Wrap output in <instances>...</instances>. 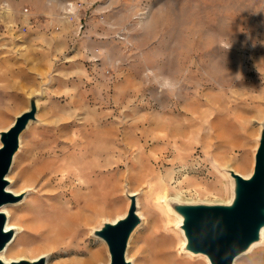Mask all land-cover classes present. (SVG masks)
I'll return each instance as SVG.
<instances>
[{
  "label": "rangeland",
  "instance_id": "rangeland-1",
  "mask_svg": "<svg viewBox=\"0 0 264 264\" xmlns=\"http://www.w3.org/2000/svg\"><path fill=\"white\" fill-rule=\"evenodd\" d=\"M69 4L76 12L67 17ZM165 77L177 83L174 92L162 88ZM30 99L35 120L20 136L7 189L21 183L42 142L59 159L86 153L90 166L72 163L63 174L82 194L94 184L87 237L126 214L127 193L136 192L142 217L127 260L144 264L141 249L154 243L161 259L197 264L195 255L176 257L183 234L166 204L176 196L227 203V169L253 171L264 124V0H0V131ZM92 145L109 153L91 154ZM14 194L16 221L37 192ZM92 244L97 264H108L104 241ZM240 255L233 264L264 261V245Z\"/></svg>",
  "mask_w": 264,
  "mask_h": 264
},
{
  "label": "water",
  "instance_id": "water-1",
  "mask_svg": "<svg viewBox=\"0 0 264 264\" xmlns=\"http://www.w3.org/2000/svg\"><path fill=\"white\" fill-rule=\"evenodd\" d=\"M36 106L18 114L13 123L0 131V208L17 202L19 196L7 189V174L19 150L20 136L30 121L35 120ZM232 183V196L227 203H184L173 200L172 212L181 217L179 228L185 237L183 249L203 254L210 264H233L235 258L261 239L264 228V124L254 155V167L248 177L227 169ZM130 205L126 214L114 222L105 221L94 229L93 235L102 239L109 254L108 264H131L126 258L128 241L141 223L135 194L127 193ZM7 216L0 210V251L13 237L6 230ZM0 264H45V257L36 260L21 258Z\"/></svg>",
  "mask_w": 264,
  "mask_h": 264
},
{
  "label": "bare ground",
  "instance_id": "bare-ground-1",
  "mask_svg": "<svg viewBox=\"0 0 264 264\" xmlns=\"http://www.w3.org/2000/svg\"><path fill=\"white\" fill-rule=\"evenodd\" d=\"M75 12L74 5L69 4L65 14L68 17L73 16ZM46 144L47 142L39 144V149L29 158L28 164L18 175L20 180H22L21 183L18 184L17 181H13L12 185L16 187L14 189L8 188L14 193L24 189H34L37 194L32 197L29 205L25 208V213L21 214L16 221L13 219L12 210L8 208L10 205L0 208L7 216L6 230H17L14 238L0 251V259L9 262L23 258L21 254H27L24 255L25 258L30 260L45 257V264H97L101 259V253L99 249L93 248L92 240L101 242L102 240L98 237H96L97 239H90L87 237L84 228L93 218L94 184H92L93 186L87 185V194H82L80 190L84 188L83 185L74 183L68 175L64 178L63 174L65 171H69V165L72 163H79L84 167V165L90 166L92 162L86 161V153L80 154L79 157L71 156L72 159H66L65 156H63V159H59L56 154L51 155V151L46 148ZM100 151L101 154L109 153L107 148H101L98 145H92L90 148L91 154ZM52 152L55 153V150ZM150 174L152 175V172ZM58 175L61 176L59 177ZM78 177H81V170L78 171ZM158 180H160V176H158ZM86 183H90V181ZM164 189L161 185L163 193L160 198L167 203ZM39 191L40 194L38 193ZM135 193L131 192L130 194ZM178 197L169 199L178 200ZM230 199L231 196L228 201ZM168 205L167 203L166 206ZM171 213L175 216L174 222L180 225L181 217L175 212ZM138 214L140 215L139 211ZM124 215L125 212H118L111 222ZM140 217L142 216L140 215ZM139 229V233L142 234L148 229V225ZM19 234H21L23 239L18 237ZM180 245L181 247L178 248L176 257L181 255L193 257V253L182 249L185 245L184 236L180 239ZM263 245L264 228L261 231L260 241L253 243L237 259L251 253L256 247ZM154 247L155 244L153 243L141 249L147 253L139 257L140 262L144 264H172L173 260L169 256L165 255L161 259V254ZM195 256L197 264L201 262L200 260L210 264L205 255L196 254ZM51 257L58 258H56L55 262L50 263ZM255 264H264V261H257Z\"/></svg>",
  "mask_w": 264,
  "mask_h": 264
},
{
  "label": "clouds",
  "instance_id": "clouds-1",
  "mask_svg": "<svg viewBox=\"0 0 264 264\" xmlns=\"http://www.w3.org/2000/svg\"><path fill=\"white\" fill-rule=\"evenodd\" d=\"M152 73L149 71L148 75H151ZM177 83L173 81L171 78L165 77L163 79L162 88L167 89L170 93L174 92L177 88Z\"/></svg>",
  "mask_w": 264,
  "mask_h": 264
}]
</instances>
